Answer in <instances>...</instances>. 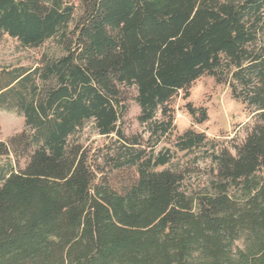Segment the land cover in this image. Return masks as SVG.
<instances>
[{"label": "trees", "instance_id": "trees-1", "mask_svg": "<svg viewBox=\"0 0 264 264\" xmlns=\"http://www.w3.org/2000/svg\"><path fill=\"white\" fill-rule=\"evenodd\" d=\"M4 36L63 54L0 72V110L26 126L0 140V264H264V0H0ZM205 76L256 123L235 155L213 146L207 185L189 192L165 168L171 150L126 135L124 92L157 144L176 131L174 98ZM185 109L209 121L206 107ZM88 123L117 137L111 165L133 173L122 187L74 140ZM209 144L175 135L178 153Z\"/></svg>", "mask_w": 264, "mask_h": 264}, {"label": "rangeland", "instance_id": "rangeland-1", "mask_svg": "<svg viewBox=\"0 0 264 264\" xmlns=\"http://www.w3.org/2000/svg\"><path fill=\"white\" fill-rule=\"evenodd\" d=\"M74 1L80 5V0ZM62 54L63 50L55 40L48 41L40 48L31 49L23 47L17 40L9 36H4L0 41V72L19 68L34 69L40 65L43 58H58ZM135 95L134 90L124 92V96L128 99V112L124 119L126 135L129 137L142 136L145 141L144 149L147 153H151L153 146L154 153L171 150L175 158L172 164L165 168L182 173L184 176L183 188L189 192H198L207 185L211 169L208 153L213 151V146L215 151L227 149L235 155V147L244 143L256 123L253 108L246 109L241 101L233 98L227 85L217 84L213 78L205 76L192 86L189 99L185 100L183 92L174 98L171 107L174 110L176 131L168 139H162L156 144L157 139L150 138L148 126L141 125L138 121L140 108L134 100ZM188 102L195 106L206 107L209 121L203 125L193 124L185 109ZM25 129V121L22 116L13 111L0 110V140L7 142ZM189 129L205 133L213 145L209 144L191 154L178 153L174 147L175 135H181ZM74 140L79 142L83 149L89 153L92 161L105 169L104 172L111 179L114 187H122L125 185V181L132 176V172L118 171L114 169L113 164L111 165V159L115 157L120 145L117 137L100 136L93 123H88L75 135ZM6 161L5 158L0 159V165ZM235 245L243 248L244 239L236 241Z\"/></svg>", "mask_w": 264, "mask_h": 264}]
</instances>
